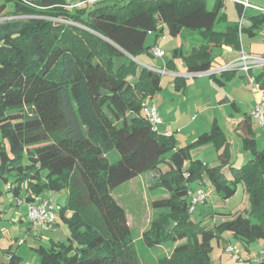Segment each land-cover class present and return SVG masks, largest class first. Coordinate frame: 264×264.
Segmentation results:
<instances>
[{"label": "trees", "instance_id": "1", "mask_svg": "<svg viewBox=\"0 0 264 264\" xmlns=\"http://www.w3.org/2000/svg\"><path fill=\"white\" fill-rule=\"evenodd\" d=\"M68 4L0 0V132L10 142L9 150L0 144V175L12 182L7 190L17 200L34 201L46 189H68L59 218L69 234L38 247L40 264H139L127 211L112 192L163 165L170 169L158 174L155 187L168 195L152 203L163 213L142 234L149 247L178 242L172 257L164 256L161 264H211L212 240L224 231L244 241L264 238V149L236 168L219 122L193 142L179 145L173 134L153 131L142 115L163 78L154 66L137 59L143 51L152 54L148 34L198 32L203 43L186 53L177 47L166 65L173 67L175 57L184 56L190 73L206 71L212 67L214 46L241 47L238 24L217 27L226 20L224 1L212 8L207 0ZM238 7L241 15L239 2ZM252 19L248 30L264 23V17ZM184 78L177 75V84L182 86ZM255 78L264 89V67ZM237 127L245 147L256 148L252 115L244 114ZM210 143L224 147L218 164L193 158L194 149ZM114 150L119 156L111 161ZM207 181L225 200L242 183L248 206L234 213L215 212L233 217L214 225L197 221L189 213L190 182ZM12 249L4 250L9 260L0 264H25ZM244 264H264V257Z\"/></svg>", "mask_w": 264, "mask_h": 264}, {"label": "rangeland", "instance_id": "2", "mask_svg": "<svg viewBox=\"0 0 264 264\" xmlns=\"http://www.w3.org/2000/svg\"><path fill=\"white\" fill-rule=\"evenodd\" d=\"M207 1L209 4L208 7H213L215 0ZM224 1V11L227 14L226 17L228 19V22H230L231 20H235V17L239 16L235 1ZM250 1L264 5V0ZM67 2L74 5L78 2V0H67ZM253 10L255 9H247V19L250 14L254 13ZM217 27L218 29L224 30L227 27V22L220 20ZM184 32L177 36L169 34L167 29H165V31L160 34H157L156 32H150L147 36V44L150 46H158L164 49L166 51V55L164 57H158L152 55L148 51H143L137 56L138 61L161 67L163 66V60L165 59L168 61L170 58H172L174 50L177 47L183 46L182 43H184V46L189 47L190 45L201 42L198 32L192 31L190 29H185ZM261 32L262 31L260 30V32L256 36L252 37H249L247 33H243L242 35V41L245 45L247 44L248 50L253 51L258 55L264 54V37ZM192 37H195L196 40H193ZM216 55L219 54L217 53ZM217 57L219 58L220 56H215L214 59H216ZM159 58H161V60ZM175 60L179 65V69L181 68L182 70L185 68V57L178 56L175 58ZM255 71L259 72L260 67L255 68ZM246 77L248 83L246 84V86H244L243 89L239 88L238 83V81H240L242 84V79H244L243 77H239L238 81L230 78L223 85L208 81L209 79H207L206 77L194 78L196 82L195 84L204 85V98L207 103H209L210 99L214 97L215 102L211 104L213 109L216 108L215 105H222L217 107L216 109H222V111L221 109H219L217 110V112L220 113V117L222 113L221 122L224 123L223 128L225 130L226 137L229 140V145L231 148L230 153L232 157L231 162L236 168L243 167L255 155L257 150L264 149V125H260L256 118L252 117L253 129L256 132V148L245 147L243 136H241L240 134V129H238L236 124H232V119L234 118L230 113L236 114L238 112L239 115L236 114L237 116H235L241 118L245 114V112H248L251 109L253 110V107L256 105V103L254 105V93H256L259 98L264 94L261 89H254L250 76L246 75ZM174 78L175 75L172 77H168L167 74H163V88L166 89L168 85L172 86L173 82L170 83L169 79L174 81ZM208 82L211 85H208ZM224 97H228L229 100L220 103L219 99H222ZM190 101H192V99H190L189 102ZM149 103L150 99H147L145 104L149 105ZM179 103L180 101L176 100V105H178ZM236 105L240 106L239 110ZM196 106L197 105H192L190 103L181 104L179 113L180 120H178L176 116H174L172 119L173 127L177 128L178 126H181L183 123L187 122L191 117L192 111H195V113H197ZM159 107L160 106L157 105V108ZM161 109L162 108L158 109L159 114H161ZM252 110L250 111V114ZM204 112H207V110ZM142 115L145 116V106H143L142 108ZM185 132L186 130L180 131V136L177 137L183 136ZM182 141H179V143L182 144L187 142ZM0 144L5 146L8 150L10 149L9 139L3 137L1 132ZM215 148L216 147L213 144H208L200 148L198 151L194 152V157H200L201 159L210 161L213 164H218L219 156L218 151ZM118 156L119 154L114 150L109 154V159L111 161H116L118 159ZM169 169V165H163L161 169L157 170L156 172L140 174L118 185L113 189L112 192L113 196L125 207L127 211L129 224L132 231V237L134 239V244L139 255V264H161L160 261L164 256H167L166 258L172 257L173 248L178 243H165L162 245V247H149L145 244L142 237L143 231L151 225V222L154 219L160 217L163 213L161 209H154L152 207V203L155 198L163 196L166 197L168 195V193H163L162 187L155 186H157L158 174L166 172ZM45 172L46 171H44V173ZM12 180L14 181L15 178L13 177ZM11 183V181H8L7 184V181L0 175V262H8V254L3 250V247L12 243V245L14 244L12 251L17 252V254H19L23 260H26V263L40 264V252L38 250V247H40L41 245L47 246L48 244H51L52 239H64V236H61V234H63V229L65 231H69V228L61 219L59 227L55 228H52L53 225L49 228H43L41 225L32 222L27 216L26 206V204L28 202L30 203L31 201L25 200L18 203L17 198H15V196L13 195V192L7 190L8 185ZM198 186L204 187L205 191L209 195L207 199L195 203L194 209L192 210V215L197 221H202V223L204 224L214 225L216 222L218 223L222 220L233 217L232 214L221 215L215 214V212L234 213L239 210H244L248 206V194L242 183L239 184L236 193L226 200L221 198L217 194L214 187L209 181L202 185H197V183L195 182H190L191 190H196ZM44 197L49 199L56 206V210L60 212L61 208L67 201L66 197H68V189H46L39 194L37 199ZM190 198L192 199L193 195H190ZM189 213H191L190 210ZM29 231H33L35 235L39 234L38 237L40 238L39 240H41V242L37 241L36 243L38 237L35 238L34 235L30 236ZM212 242L213 249L210 252L211 264H244L246 263L247 259L257 260L258 258L264 257V238L244 241L234 236L230 231H224L222 233V236L215 237ZM230 246L234 247V251L228 249Z\"/></svg>", "mask_w": 264, "mask_h": 264}, {"label": "crops", "instance_id": "3", "mask_svg": "<svg viewBox=\"0 0 264 264\" xmlns=\"http://www.w3.org/2000/svg\"><path fill=\"white\" fill-rule=\"evenodd\" d=\"M217 1L218 0H215L214 5L217 3ZM233 1H235V0H233ZM235 3H236V6L238 8L239 16L238 17H235L236 19L235 20H231L230 22H228V19L226 17V20H223V21H226L227 22V26L228 25H234V24H238L239 25V19H240V16L241 15H240L239 7H238V1H235ZM252 3H254V2H252ZM254 4H257V3H254ZM258 5H261V4H258ZM208 6H209V4H208ZM261 6H264V5H261ZM224 7H225V1H224ZM253 11H254V13L250 14V16L248 17V19L247 18L245 19V24L243 26V30L240 33L241 47L240 48H235V47H233L231 45H227V44H223L222 46H214L212 48L213 57L214 58H215V56H220V57L219 58L217 57L216 59H213L212 67L217 68V67L222 66L226 62H229L231 60L237 59L240 56V53H241L242 50H244V51H246L247 53H250V54H256L253 51H249L248 48H247V44L245 45L243 43V41H242V35H243V33L244 34L247 33V35L249 37H252V36H256L260 32V30L263 31L264 23L259 28H256V29L253 28L252 30H248V28L250 26H252V24H253L252 17H254V16L255 17H259V18H263L264 17V15L262 14V12H260L259 10H256L255 9ZM225 15L227 16L226 12H225ZM261 33H262V35L264 37V33L263 32H261ZM198 35H199V39L201 40L200 43L190 45L189 47L184 46V43H182L183 44L184 53H186V51L189 50V49H191L192 47L198 46V45H200V44L203 43V39H202L201 35L199 33H198ZM192 39L193 40H196L195 37H192ZM217 53L219 55H216ZM159 59L161 60V58H159ZM168 61L164 59L163 60V66H161L159 68H162L164 66L167 67L166 63ZM174 63L175 64H174L173 67H170V66L167 67V72H166V74L168 75V77H172V76L175 75L174 81H172L171 79H169V82L170 83L173 82V85L172 86L171 85H168L166 87V89H167L166 90V89L163 88V81H162V88H161V90L158 91L150 99V103L149 104H151L152 102H154L156 105L160 106L159 108H162L160 115L162 117L163 122L159 126L160 133L169 134V135L173 134L177 138L179 145H186V144H189V143L193 142L201 133L210 130L211 127H212V125H213V123L215 121L219 122L222 127L224 125V123L221 122L222 113H221V117H220V113L217 112V110H219L221 108L216 109L217 107L222 106V105L221 104L215 105L216 108L213 109L211 104L215 102L214 97H212L210 99V102L207 103L206 100H205V98H204V91H205L204 85L195 84L196 82H195L194 78L195 77H206L207 79H209L208 81H211L213 83H217L219 85H223L230 78L233 79V80L238 81V78L239 77H243L244 79H242V81H243L242 84H241L240 81H238L239 88H242L243 89L244 86H246V84L248 83L247 82V77H246V75H248V74L245 71L241 70V69H234L231 72L229 71L228 73H225L223 75H221L222 74V72H221V73L217 74L218 77L223 81V82L222 81L220 82V81H218L217 79H215L214 77H212L211 75H208V74L192 75L188 71L187 64L186 63L184 64L185 68L182 69V70H181V68L179 69V65L177 64L176 60H174ZM145 64H147V63H145ZM148 65H152V64H148ZM152 66L158 67V66H155V65H152ZM261 70H262V68H260V71ZM260 71L257 72V71H255V69H253L250 74L256 76L257 74L260 73ZM177 74L178 75H183V77H185L184 78L185 79V82H184V84L182 86L178 85L177 82H176V76H177ZM208 85H211V84L208 82ZM260 89L264 93V89L263 88H260ZM257 98H258L257 94L254 93V105L256 103ZM190 99H192V101L189 102ZM176 100H179L180 101V103L178 105H176ZM219 100H220L219 102L222 103L224 101H228L229 98L228 97H224V98L219 99ZM189 103L192 104V105L193 104L197 105L196 106L197 107V109H196L197 110V113H195V111H192L191 117L189 118V120L187 122L183 123L181 126H178L177 128H174L173 127V121H172L173 117L176 116V118L178 120H180L179 113H180L181 104H189ZM163 106H164V108H163ZM236 107L238 108V110L240 109V106L239 105L238 106L236 105ZM206 110H207V112H204ZM251 110H249L248 112H245V114L246 113L247 114H250V111ZM221 111H222V109H221ZM230 114L233 115V118H234V119H232V124H236L238 126L239 120L242 117L241 118L236 117L237 116L236 114H238V112L236 114H234V113H230ZM182 130H186L185 134H183V136H181V137H177V136H180L179 132L182 131ZM179 141H182V142L187 141V142L180 144ZM210 144H212V143H210ZM204 146H206V145H204ZM204 146H202V147H204ZM202 147L196 148V149H194L192 151L193 158H195L193 153L196 152V151H198ZM223 148H221V149L215 148L218 151V156H219L218 161H220V153L223 152ZM199 159H201V158L199 157ZM201 160H203L205 162H210V161H207L205 159H201ZM211 164H213V163H211ZM198 188H200V187L198 186ZM21 196L25 198V194L24 193H22ZM38 196H35V200L38 198ZM44 196H46V195H44ZM22 201H25V200H22ZM65 201H66V199H65ZM33 202H38V199L36 201H33ZM27 204H26V206H27ZM60 223L61 222H60V218H59V214H58V220L54 223L55 225L52 224L53 227H52V225L50 227H52V228L59 227ZM58 232H59V230H58ZM68 234H69V231H65L63 229V234H61V236H64L63 237L64 239H60V238L57 237L58 239H54V240L52 239V241L65 240L67 238ZM29 235L30 236H33L34 235V237L36 238V237H38L39 234L38 235H35L33 231H29ZM42 237H43V235H42ZM37 239L38 240H36V243H37V241L38 242H41V240H39L40 239L39 237ZM13 245L11 243V244L3 247V250L9 248L10 246L13 247ZM49 245L50 244H48L47 246H49ZM7 259L9 260V257ZM25 264H29V263H25Z\"/></svg>", "mask_w": 264, "mask_h": 264}, {"label": "built area", "instance_id": "4", "mask_svg": "<svg viewBox=\"0 0 264 264\" xmlns=\"http://www.w3.org/2000/svg\"><path fill=\"white\" fill-rule=\"evenodd\" d=\"M101 0H78L77 3L74 5L68 4L69 7H76V6H83L85 4H95ZM241 3L243 6V12L239 19V32L241 33L243 30V26L245 24L246 19V11L248 8H254L256 10H259L264 14V6L254 4L250 0H235ZM264 33V28L263 31ZM151 52L153 55L158 57H164L166 55V51L158 46H153L151 49ZM143 63V62H141ZM152 67V66H151ZM257 67L263 68L264 67V54H250L246 51L242 50L240 53V56L235 59L231 60L229 62L224 63L222 66L214 68L211 67L210 69L206 71H200V72H193L192 75H200V74H219L223 71H230L234 69H241L245 71L251 78V82L255 88H259L260 86L258 83H256L255 75H251V71ZM157 71H159L162 74H166L167 67L164 66L162 68L159 67H153ZM178 75V74H177ZM251 115L253 118H256L258 120V123L260 125H264V94L259 98H257L256 105L253 107V110L251 112ZM145 116L149 120L152 126V130L155 132L160 133L159 126L163 122L162 117L160 116L158 112L157 105L152 102L149 105L145 104ZM169 135V134H166ZM8 188L10 186L8 185ZM190 195H193V198L191 199V206L190 211L194 209L195 203L201 202L202 200L207 199L208 193L205 191L204 188H197L196 190H191ZM18 203L22 202L21 199L17 200ZM58 211L56 210V206L47 198H39L38 202H28L27 204V216L28 218L39 225H41L43 228H49L52 224H54L58 220ZM228 249L234 251V247L230 246Z\"/></svg>", "mask_w": 264, "mask_h": 264}]
</instances>
